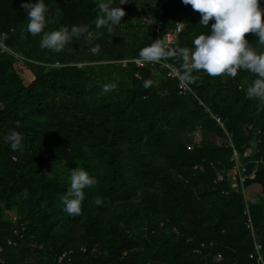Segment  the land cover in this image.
Listing matches in <instances>:
<instances>
[{"label":"trees","instance_id":"16d2710c","mask_svg":"<svg viewBox=\"0 0 264 264\" xmlns=\"http://www.w3.org/2000/svg\"><path fill=\"white\" fill-rule=\"evenodd\" d=\"M159 1L113 0L125 15L109 33L95 26V0H44L43 31L87 25L91 45L100 46L92 55L85 37L59 53L41 49L43 33L26 30L24 0H0V264H257L245 224L249 200L214 180L233 164L226 131L243 155L256 129L244 186L260 196L248 207L264 257V105L258 110L246 96L256 77L194 72L192 92L181 93L178 79L138 67L131 59L158 40V21L160 34L184 22L172 48H191L210 30L190 5L166 0L160 13ZM246 39L264 51L255 34ZM169 59L181 70L179 56ZM105 83L116 88L105 94ZM197 129L201 144L189 150ZM9 130L22 135V150L4 143ZM54 162L96 180L79 216L63 211L69 185L37 168Z\"/></svg>","mask_w":264,"mask_h":264},{"label":"clouds","instance_id":"9594fccd","mask_svg":"<svg viewBox=\"0 0 264 264\" xmlns=\"http://www.w3.org/2000/svg\"><path fill=\"white\" fill-rule=\"evenodd\" d=\"M184 5H190L193 11L200 14L199 24L208 27L207 33H201L192 40V47H165L159 40L139 51V57L148 63L160 62L162 59L179 56L181 75L179 81L183 84L194 83V72H204L210 77L226 75L236 77L238 70H246L256 77L246 90L249 99L259 101L257 109L264 105V51L254 48L246 39V34L253 33L258 45L264 47V8L260 0H181ZM21 7L27 15V32L32 36L41 35L39 46L53 53H59L73 38L85 37L92 55L100 51L98 44L91 45L87 25H72L70 28L61 26L56 30L44 32L49 22L48 11L44 0H24ZM96 28H105L109 33L113 27L121 23L125 10L121 6H113V0H95ZM210 21H212L210 23ZM150 80H145V89L151 86ZM103 93L116 88L115 83H105L101 86ZM4 143L12 151L23 149V137L20 133L9 130L3 136ZM96 180L84 169L71 171L69 187L61 197L63 211L69 216H79L81 205L85 200V189L95 185ZM94 204H102L97 197Z\"/></svg>","mask_w":264,"mask_h":264},{"label":"built area","instance_id":"2783aa9c","mask_svg":"<svg viewBox=\"0 0 264 264\" xmlns=\"http://www.w3.org/2000/svg\"><path fill=\"white\" fill-rule=\"evenodd\" d=\"M166 0H162L158 4V8L160 13L163 12V4ZM185 29V24L182 20L176 21V24L173 28L166 31L165 34H160L161 30V22L158 21L156 24V31L158 40L161 43L162 46L165 47H172L178 40ZM131 61L135 62L138 67L146 66L147 64L154 66L156 68L157 75L159 76L160 72H164L167 77L176 78L179 80V75H181V70L179 67L170 61V59H162L160 62L155 63H148L143 61L142 58L139 57V54L137 57L131 59ZM123 65H126L128 60H121ZM55 66H59L60 63L56 61L54 63ZM179 89L181 93H187L192 92L191 87L189 84H183L179 81ZM202 103V102H201ZM2 108V102H0V109ZM208 110V109H207ZM213 118L216 119V121L223 126V122L221 121V118L215 114H211ZM249 129H252V126H249ZM255 134V138L251 141L250 147L246 149L244 154L242 155L241 152H239L232 141V134L226 131L227 134V143L232 148V155L230 160L233 162L232 166L228 169L226 173L217 171L215 175V182H222V181H228L230 190L234 191H241L243 195L245 196L246 200V208L244 210V214L247 216V220L245 221V224L247 228L251 231V235L254 239V247L253 251L250 253V258L255 259L257 264H264V257L262 253V244L256 239V230L252 222L251 214L249 211V205L248 202L253 203V199H251V194L246 190L244 186V175L247 172V164L248 162L245 161V157L252 153L253 151H257V145L259 143V139L257 138V134H260L261 131L259 129H256L253 131ZM192 142L187 144V148L189 150H193L196 146L201 144L202 141V134L200 129L195 130L191 134ZM262 161V159L260 160ZM194 171L202 170L203 165L196 164L193 166ZM195 251L199 252V249H196ZM220 257V254L214 257L215 260ZM61 259V258H60Z\"/></svg>","mask_w":264,"mask_h":264},{"label":"rangeland","instance_id":"374dc122","mask_svg":"<svg viewBox=\"0 0 264 264\" xmlns=\"http://www.w3.org/2000/svg\"><path fill=\"white\" fill-rule=\"evenodd\" d=\"M37 168H39L40 171H43L44 173L55 177L62 184L67 185V186L69 185V177H70L71 171L75 169H79L76 166H70L64 162L49 163V164H46L45 166L37 165ZM255 196L260 197L259 195H252L251 199L255 198ZM7 215L9 217H12L13 219L16 218V215L13 211L8 212Z\"/></svg>","mask_w":264,"mask_h":264},{"label":"crops","instance_id":"0c3cea01","mask_svg":"<svg viewBox=\"0 0 264 264\" xmlns=\"http://www.w3.org/2000/svg\"><path fill=\"white\" fill-rule=\"evenodd\" d=\"M258 196H255V198H253V202H256L258 200Z\"/></svg>","mask_w":264,"mask_h":264}]
</instances>
